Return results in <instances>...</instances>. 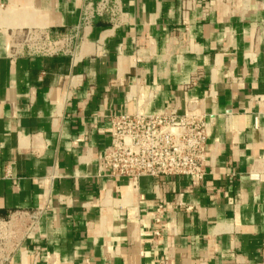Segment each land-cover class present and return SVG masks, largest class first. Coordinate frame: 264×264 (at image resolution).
<instances>
[{
	"label": "crops",
	"instance_id": "0c3cea01",
	"mask_svg": "<svg viewBox=\"0 0 264 264\" xmlns=\"http://www.w3.org/2000/svg\"><path fill=\"white\" fill-rule=\"evenodd\" d=\"M99 1L0 0V264H264V0ZM27 27L70 50L9 54ZM170 109L202 179L100 172L113 116Z\"/></svg>",
	"mask_w": 264,
	"mask_h": 264
},
{
	"label": "built area",
	"instance_id": "2783aa9c",
	"mask_svg": "<svg viewBox=\"0 0 264 264\" xmlns=\"http://www.w3.org/2000/svg\"><path fill=\"white\" fill-rule=\"evenodd\" d=\"M106 12L114 20L118 15L117 5L100 0L95 6L84 8L81 21L88 24L94 16ZM72 38V35L52 37L42 28H19L8 33V50L12 55L22 52L53 55L68 52ZM207 135L208 124L203 116L179 115L174 109L115 115L111 118L110 142L102 153L99 170L107 176L125 177L132 186L141 176L179 175L200 180L205 174ZM35 218V214L31 215L33 221ZM12 233V229L7 231L0 225V246Z\"/></svg>",
	"mask_w": 264,
	"mask_h": 264
}]
</instances>
